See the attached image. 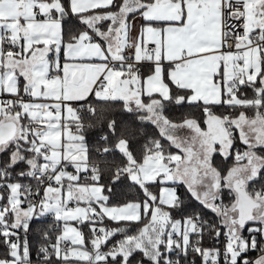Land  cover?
Masks as SVG:
<instances>
[{"label":"snow or ice","instance_id":"snow-or-ice-1","mask_svg":"<svg viewBox=\"0 0 264 264\" xmlns=\"http://www.w3.org/2000/svg\"><path fill=\"white\" fill-rule=\"evenodd\" d=\"M0 264H264V0H0Z\"/></svg>","mask_w":264,"mask_h":264},{"label":"rangeland","instance_id":"rangeland-1","mask_svg":"<svg viewBox=\"0 0 264 264\" xmlns=\"http://www.w3.org/2000/svg\"><path fill=\"white\" fill-rule=\"evenodd\" d=\"M33 227L39 229V228H47L48 225L47 224H44V225H33Z\"/></svg>","mask_w":264,"mask_h":264},{"label":"trees","instance_id":"trees-1","mask_svg":"<svg viewBox=\"0 0 264 264\" xmlns=\"http://www.w3.org/2000/svg\"><path fill=\"white\" fill-rule=\"evenodd\" d=\"M33 236H35V233H33ZM33 244H35V240H33Z\"/></svg>","mask_w":264,"mask_h":264},{"label":"built area","instance_id":"built-area-1","mask_svg":"<svg viewBox=\"0 0 264 264\" xmlns=\"http://www.w3.org/2000/svg\"><path fill=\"white\" fill-rule=\"evenodd\" d=\"M251 255L254 257L256 255V253H252Z\"/></svg>","mask_w":264,"mask_h":264}]
</instances>
